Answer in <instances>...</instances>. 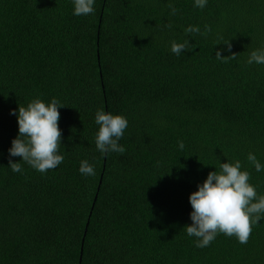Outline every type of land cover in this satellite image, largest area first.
<instances>
[{
    "label": "trees",
    "instance_id": "16d2710c",
    "mask_svg": "<svg viewBox=\"0 0 264 264\" xmlns=\"http://www.w3.org/2000/svg\"><path fill=\"white\" fill-rule=\"evenodd\" d=\"M94 9L75 16L73 0H0V264H264V218L247 244L218 234L197 248L184 229L190 194L220 163L239 160L264 195V170L247 158L264 166V65L247 64L264 49V0L203 9L95 0ZM190 25L211 31L186 36ZM185 39L191 47L172 53ZM221 49L236 58L216 59ZM37 98L64 106V161L46 173L9 155L19 134L10 113ZM101 108L126 117L124 154L96 148ZM83 160L95 175L80 173Z\"/></svg>",
    "mask_w": 264,
    "mask_h": 264
},
{
    "label": "clouds",
    "instance_id": "9594fccd",
    "mask_svg": "<svg viewBox=\"0 0 264 264\" xmlns=\"http://www.w3.org/2000/svg\"><path fill=\"white\" fill-rule=\"evenodd\" d=\"M95 0H73L75 16H87L93 14ZM207 0H195V7L203 9ZM171 15H175L179 9L169 3ZM166 27L171 28L168 24ZM205 25V32H200L199 26H188L185 35L198 33L206 35L210 32ZM227 51L231 52L229 41ZM191 47L189 40L182 43L175 40L171 43V52L179 56L183 51ZM221 51L216 52L215 58L223 62L234 60L237 54L222 57ZM248 65H264V49L253 50L247 60ZM64 107L60 101L53 98L45 103L37 98L32 100L27 107L19 106L11 115L17 116L18 136L11 141L9 149L10 157H21L33 169L40 173L55 169L64 161V156L59 154L61 148L62 131L59 128L60 112ZM95 123L99 125L96 134V148L103 154L118 152L124 154L126 149L118 142L123 137L128 127L126 117L113 115L99 109L95 115ZM179 148H184V143L178 141ZM248 160L254 165L257 172L264 170V166L257 160L255 154L249 153ZM9 167L14 173L22 172L21 163H13L9 160ZM239 160L234 163H220V171L210 172L202 185H197L198 190L191 193L189 203L192 208L190 219L192 224L186 226L187 235L196 237L195 246L204 248L209 246L218 234L227 237H235L240 244H247L254 224H258L264 218V195L257 194L256 187L249 183L250 172L241 170ZM79 171L82 175H95L94 165L87 160L81 161Z\"/></svg>",
    "mask_w": 264,
    "mask_h": 264
},
{
    "label": "water",
    "instance_id": "95a60500",
    "mask_svg": "<svg viewBox=\"0 0 264 264\" xmlns=\"http://www.w3.org/2000/svg\"><path fill=\"white\" fill-rule=\"evenodd\" d=\"M105 169V168H104ZM102 182V178H101V180H100V183ZM92 213V212H91ZM87 232V229L85 230V233ZM84 241H85V235H84V237H83V243H84ZM82 243V244H83ZM82 251H83V249H82Z\"/></svg>",
    "mask_w": 264,
    "mask_h": 264
}]
</instances>
